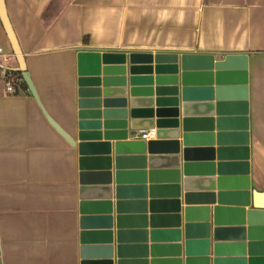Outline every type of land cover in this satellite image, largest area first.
Wrapping results in <instances>:
<instances>
[{
    "label": "water",
    "instance_id": "obj_1",
    "mask_svg": "<svg viewBox=\"0 0 264 264\" xmlns=\"http://www.w3.org/2000/svg\"><path fill=\"white\" fill-rule=\"evenodd\" d=\"M0 20L16 71L78 154L80 264H264L247 56L81 51L68 132L40 101L6 0Z\"/></svg>",
    "mask_w": 264,
    "mask_h": 264
},
{
    "label": "crops",
    "instance_id": "obj_2",
    "mask_svg": "<svg viewBox=\"0 0 264 264\" xmlns=\"http://www.w3.org/2000/svg\"><path fill=\"white\" fill-rule=\"evenodd\" d=\"M6 7L40 101L68 132L81 51L247 56L250 193L264 208V0H6ZM0 47L8 55L0 71L17 72L1 20ZM23 82L10 93L0 80V264H80L78 154Z\"/></svg>",
    "mask_w": 264,
    "mask_h": 264
},
{
    "label": "built area",
    "instance_id": "obj_3",
    "mask_svg": "<svg viewBox=\"0 0 264 264\" xmlns=\"http://www.w3.org/2000/svg\"><path fill=\"white\" fill-rule=\"evenodd\" d=\"M8 55L3 47H0V58H7ZM0 80H3L8 92L12 93L15 91L14 76L9 71H0ZM21 80H19L20 82ZM156 136L155 130H143L139 132V138L141 140H152Z\"/></svg>",
    "mask_w": 264,
    "mask_h": 264
},
{
    "label": "trees",
    "instance_id": "obj_4",
    "mask_svg": "<svg viewBox=\"0 0 264 264\" xmlns=\"http://www.w3.org/2000/svg\"><path fill=\"white\" fill-rule=\"evenodd\" d=\"M9 73H12V75L14 76V84H18L19 83L18 81L22 79L20 73L18 72L9 71ZM22 85L23 87L27 88V85L25 82H23Z\"/></svg>",
    "mask_w": 264,
    "mask_h": 264
}]
</instances>
